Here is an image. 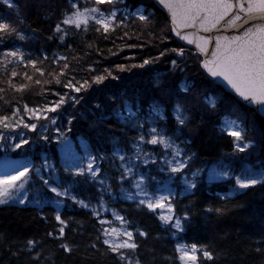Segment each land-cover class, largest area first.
<instances>
[{
	"label": "trees",
	"instance_id": "1",
	"mask_svg": "<svg viewBox=\"0 0 264 264\" xmlns=\"http://www.w3.org/2000/svg\"><path fill=\"white\" fill-rule=\"evenodd\" d=\"M78 13L112 19L71 22ZM202 59L173 37L154 0H0V132L13 133L15 147L0 146V157L35 161L29 202L0 204V264H184L181 243L198 248V264H264V181L229 196L234 176L209 180L214 164L264 171V117L211 80ZM152 124L187 166L172 173L158 153L137 171L153 193L172 175L182 230L121 197L138 177L111 151L129 150L140 131L151 139ZM229 127L242 131L241 144ZM67 136L104 152L95 177L65 169L57 137ZM45 158L61 187L74 183L75 199L55 203L36 173ZM102 199L128 227L129 246L107 243L94 210Z\"/></svg>",
	"mask_w": 264,
	"mask_h": 264
},
{
	"label": "rangeland",
	"instance_id": "2",
	"mask_svg": "<svg viewBox=\"0 0 264 264\" xmlns=\"http://www.w3.org/2000/svg\"><path fill=\"white\" fill-rule=\"evenodd\" d=\"M89 18H95L96 21L106 25L110 22L112 17H108L103 13H78L70 17L71 22L87 21ZM0 123L4 124V121ZM229 131L232 134L238 136V143H242L243 133L242 131L229 127ZM140 136L133 141H130V149H126L116 144L111 151L115 156H120L124 167L128 173H136L138 179L134 181L131 190L124 189L121 192V197L127 200H138L153 210L157 211L165 224L174 221L173 227L176 230H182L183 220L174 218L173 207L171 204V198L174 195V188L172 185L173 177L168 174L166 182L159 186V190L156 193L148 190L144 180V174L138 172L140 169L139 164L143 166L144 163L148 164L149 161L157 158L158 153H161L163 162L170 165L172 173L180 172L187 164L186 160L178 158L181 155V151L174 145L173 139L166 134L165 129H158L156 125L152 124L147 134L151 139H147L145 132L140 131ZM20 136L22 134L20 133ZM14 134L4 135V132H0V146L3 149L9 148L11 151L15 148L13 144ZM59 143V151L62 158L63 166L66 170L75 174L84 175L88 177H95L100 171V163L104 155L103 151L96 153L91 145L84 139H80V143L74 142L71 137H57ZM158 148V149H157ZM169 153L171 156L168 157ZM45 156V154H43ZM176 158V160H175ZM35 161L32 156L24 158H15L10 154H5L0 157V204L4 203H17L26 204L29 202V190L27 188L28 183H33L32 177L28 174L33 168ZM54 167L48 160L42 159L41 167L36 168V173L42 177L45 184L54 193V200L57 205H62L65 201L61 197L70 195L75 199V194L72 191L73 182H68L66 188L61 187L62 181L58 172L54 171L50 174V170ZM246 172L234 173L233 171L219 169L214 164L209 173V180H224L231 176H234L239 186L232 188L229 196H233L239 192L244 191L247 186L255 185L264 181V171H255L250 167H247ZM183 184L186 191H191L193 182H190L184 176ZM36 187V184L35 186ZM38 193V192H37ZM45 198V197H44ZM36 204V200L32 201ZM88 206L89 204L83 203ZM94 207L95 213L102 216L100 220L108 224L106 227L105 237L108 244L114 247L129 246L130 237L128 227L121 217L109 209L107 200L102 199L99 204ZM105 211V212H104ZM110 215L107 216V215ZM107 220V221H106ZM182 252V260L184 264H198L197 255L199 250L195 246H190L185 243H181L179 246Z\"/></svg>",
	"mask_w": 264,
	"mask_h": 264
},
{
	"label": "water",
	"instance_id": "3",
	"mask_svg": "<svg viewBox=\"0 0 264 264\" xmlns=\"http://www.w3.org/2000/svg\"><path fill=\"white\" fill-rule=\"evenodd\" d=\"M208 77L264 117V0H154Z\"/></svg>",
	"mask_w": 264,
	"mask_h": 264
},
{
	"label": "bare ground",
	"instance_id": "4",
	"mask_svg": "<svg viewBox=\"0 0 264 264\" xmlns=\"http://www.w3.org/2000/svg\"><path fill=\"white\" fill-rule=\"evenodd\" d=\"M75 4V3H74ZM77 6V5H76ZM202 61H203V59H202ZM201 66H202V64H201ZM202 69H203V67H202ZM203 71H204V69H203ZM205 72V71H204ZM205 74H206V72H205ZM207 75V74H206ZM208 76V75H207ZM212 80V79H211ZM214 81V80H213ZM251 138V137H250ZM205 141V140H204ZM213 142V141H212ZM263 142V141H262ZM249 143V142H248ZM251 143V142H250ZM253 143V142H252ZM185 166H187V165H185ZM234 169H235V167H234ZM198 172V171H197ZM234 172V171H233ZM240 173V172H239ZM105 212V211H104ZM107 221V220H106ZM180 244V243H179Z\"/></svg>",
	"mask_w": 264,
	"mask_h": 264
}]
</instances>
